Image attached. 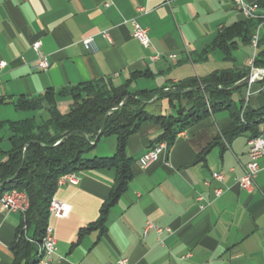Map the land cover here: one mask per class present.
<instances>
[{"label": "crops", "instance_id": "0c3cea01", "mask_svg": "<svg viewBox=\"0 0 264 264\" xmlns=\"http://www.w3.org/2000/svg\"><path fill=\"white\" fill-rule=\"evenodd\" d=\"M104 1L0 0V61L5 62L0 68V122L31 116L15 108L20 98L65 91L55 95L64 111L71 101L68 90L83 82L119 86L131 72L142 71L146 76L131 81L130 90L167 91L214 71L246 69L256 53L237 37L229 55L210 46L221 30L245 20L231 0H111L109 6ZM137 7L146 12H137ZM131 19L147 28L148 47L132 37ZM256 30L264 46V24ZM89 37L87 50L82 40ZM35 40L49 61L46 71L32 69ZM243 50L253 54L240 62ZM152 99L145 107L149 114H175L168 98ZM246 103L252 110L264 106L259 82L251 85ZM181 104L185 106V100ZM229 112L210 113L178 133L145 169L136 161L155 144L161 129L143 122L126 139L131 179L100 224L93 223L109 196L113 168L80 171L76 183L57 187L54 197L72 209L67 218L48 220L56 239L54 264H108L120 258H127L128 264H264V157L258 159L255 188L241 189L236 179L243 174L252 133L225 137L232 123ZM40 116L45 113L36 119ZM3 139L7 133L0 141V149L7 151L9 142L2 148ZM98 146L93 154L113 153L114 143ZM212 172L221 173L222 180L212 179ZM215 188L222 189L217 197ZM21 219L22 214L0 207V264H12L10 246ZM147 221L153 226L144 233ZM25 233L31 236L33 227Z\"/></svg>", "mask_w": 264, "mask_h": 264}, {"label": "trees", "instance_id": "16d2710c", "mask_svg": "<svg viewBox=\"0 0 264 264\" xmlns=\"http://www.w3.org/2000/svg\"><path fill=\"white\" fill-rule=\"evenodd\" d=\"M260 5L263 6L264 2H260ZM261 23L259 18L238 22L235 26L221 30L210 46L229 55L236 47L233 39L237 37L250 43L256 27ZM255 49L253 66L264 68V46L259 38ZM249 72L250 67L240 70L225 69L214 71L198 81H180L167 91L164 88L132 91L129 87L131 81L146 76L142 71H134L119 86L104 81L83 82L72 86L67 92L71 101L64 111L58 108L55 95H63L65 91H46L37 97L15 101L17 110L30 112L31 116L17 121L0 122V141L3 133H7L9 142L7 151L0 149L3 157L0 161V182L11 179L0 186V196L5 191L16 189L25 192L29 200L28 209L22 214L15 239L10 246L12 264L38 263L36 243L40 242L48 223V205L57 189V178L64 173L114 169L115 176L109 196L102 203L99 218L93 224L103 222L107 210L116 202L131 179L132 159L126 153V139L143 122L158 124L161 133L154 143L165 141L169 146L178 133L210 113L229 109L232 123L223 135L231 137L250 130L251 136H256L264 116V106L256 110L250 109L247 104L244 106L242 91L246 89V84L229 90ZM259 86L264 96V81L259 82ZM155 95L158 99L168 98L176 109L175 114L152 115L146 112L147 102ZM183 100L186 102L185 106L181 104ZM175 101L177 105L174 104ZM43 112L45 116H40L37 120L36 117ZM241 113L243 123L240 122ZM109 136L115 138L111 156L88 155L101 138ZM29 227H33L31 236L25 233ZM88 227L80 229L79 234Z\"/></svg>", "mask_w": 264, "mask_h": 264}, {"label": "built area", "instance_id": "2783aa9c", "mask_svg": "<svg viewBox=\"0 0 264 264\" xmlns=\"http://www.w3.org/2000/svg\"><path fill=\"white\" fill-rule=\"evenodd\" d=\"M235 7L241 12L245 19H261L262 23L264 24V5L261 6L260 2H264V0L256 1L253 3H247L245 0H231ZM104 6H109L111 4V0H105ZM137 12H146L145 7H137ZM130 24L132 26L131 35L135 38L142 46L148 47L149 46V38H148V30L140 26L134 19H131ZM104 36H107L106 33H103ZM258 41V31L256 30L253 34L250 44L252 47L256 48ZM82 43L85 49H91V38H86L82 40ZM41 42L39 40H35L31 44V48L36 53L37 58L32 66V69L35 71H46L50 64L49 61L40 50ZM157 56L151 57V59H155ZM248 65L250 67L249 72V81L246 84V93H245V101L251 95V85L255 82L264 81V68L262 67H254L253 66V57L248 61ZM5 66L4 61H0V68ZM246 102L244 103V106ZM168 144L165 141H161L159 143H155L150 148H148L141 156L137 159V164L140 168L145 169L150 164L155 162L159 156L165 153L168 149ZM247 161L243 166V174L242 176L236 179L238 186L241 189L246 191H252L255 188V178L259 171V164L258 159L264 157V116L262 117L261 127L259 129V133L256 136H250L247 140ZM211 178L217 181H221L223 175L219 172H212ZM78 180V173L77 172H68L60 175L57 178L56 184L57 187L65 184L70 183L74 184ZM214 195L217 197L221 194V188L214 189ZM199 199V198H198ZM29 200L25 192L19 191L16 189L8 190L2 193L0 196V207L7 212L12 213H20L24 214L25 211L28 209ZM71 205L63 200H60L56 197H52L49 201L48 205V220L49 218L55 219H64L70 215L71 212ZM153 225L147 221L145 231L152 227ZM160 231L159 228H156ZM30 242L36 243L35 241L29 239ZM38 247L37 258L39 264H54L53 262V255L56 251V239L54 236L53 228L47 223L42 238L39 243H36ZM108 264H128L127 258H120L114 263Z\"/></svg>", "mask_w": 264, "mask_h": 264}, {"label": "rangeland", "instance_id": "374dc122", "mask_svg": "<svg viewBox=\"0 0 264 264\" xmlns=\"http://www.w3.org/2000/svg\"><path fill=\"white\" fill-rule=\"evenodd\" d=\"M252 54H253V50H249L248 53H247L246 50H243L241 53L238 54V60L241 62V60H243L244 58H246V56L251 57ZM245 93H246V89L243 91V104H244L245 102H247L248 99H249V98H248L247 101H245V98H244ZM249 97H250V96H249ZM246 104H247V103H246ZM66 109H67V107H66ZM25 114L28 115V113H25ZM25 114H21L20 117L22 118V116H25ZM242 118H243V113H241V115H240V122H241V123L244 122ZM260 124H261V123H260ZM3 134H5V133H3ZM112 143H115V138H114V136H109V137L101 138V139L98 141L97 145H99V146H98L99 148H102V147H106V148H108V147H110V145H111ZM1 147H2V148H7V147H8L7 139H3V143L1 144ZM95 148H96V147H95ZM95 148H94V149L92 150V152H91L90 154H88V155L93 154ZM111 155H112V153H111L110 155H100V156H111Z\"/></svg>", "mask_w": 264, "mask_h": 264}, {"label": "water", "instance_id": "95a60500", "mask_svg": "<svg viewBox=\"0 0 264 264\" xmlns=\"http://www.w3.org/2000/svg\"><path fill=\"white\" fill-rule=\"evenodd\" d=\"M249 78H250V76L249 75H247V76H245V77H243L240 81H238V82H236L233 86H231L230 88H229V90H233V89H235V88H237V87H240V86H243V85H245V84H247L248 83V81H249ZM126 100V98L124 99V101ZM153 99H151L150 101H148V102H151ZM123 101V102H124ZM122 104V103H121ZM120 104V105H121ZM24 156H25V152H24V154H23V160H24ZM11 179H9V180H7V181H4V182H0V186H3L5 183H7V182H9Z\"/></svg>", "mask_w": 264, "mask_h": 264}]
</instances>
